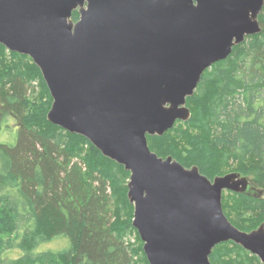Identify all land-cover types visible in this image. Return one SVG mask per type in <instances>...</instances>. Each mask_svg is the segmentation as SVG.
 I'll list each match as a JSON object with an SVG mask.
<instances>
[{
  "label": "water",
  "instance_id": "95a60500",
  "mask_svg": "<svg viewBox=\"0 0 264 264\" xmlns=\"http://www.w3.org/2000/svg\"><path fill=\"white\" fill-rule=\"evenodd\" d=\"M263 5L0 0V44L39 68L52 97L47 119L129 171L132 225L149 264H211L213 247L229 240L264 263V223L245 231L222 209L223 191H264L237 171L210 179L196 165L157 155L147 141L190 117L186 99L202 73L262 30Z\"/></svg>",
  "mask_w": 264,
  "mask_h": 264
},
{
  "label": "trees",
  "instance_id": "16d2710c",
  "mask_svg": "<svg viewBox=\"0 0 264 264\" xmlns=\"http://www.w3.org/2000/svg\"><path fill=\"white\" fill-rule=\"evenodd\" d=\"M71 18L79 19L77 10ZM258 20L259 33L202 73L186 99L190 117L147 141L157 155L196 165L210 179L234 169L264 191V5ZM51 102L31 58L0 44V132H8L0 141V233L10 235L0 237V264H149L132 225L129 171L51 123ZM222 209L242 230L264 223L263 195L223 191ZM54 239L64 246L42 248ZM13 248L22 254L4 259ZM209 260L264 264L231 240L217 243Z\"/></svg>",
  "mask_w": 264,
  "mask_h": 264
},
{
  "label": "rangeland",
  "instance_id": "374dc122",
  "mask_svg": "<svg viewBox=\"0 0 264 264\" xmlns=\"http://www.w3.org/2000/svg\"><path fill=\"white\" fill-rule=\"evenodd\" d=\"M34 87H35L36 91L37 90L39 91L40 88H39L38 85L35 84ZM7 123L10 124L11 127H14L16 125V121L13 120V119H8V122ZM6 139H8V132H7V130H2L0 132V141L2 142L4 140H6ZM232 171H235L236 172V170H234V169H229V170L221 173L220 175L225 174V173H228V172H232ZM263 196H264V193H263ZM228 219H229V217H228ZM6 236H10V235H8V234L6 235V234H3V233H0V237L3 238V239H5ZM62 246H64V241H61L60 239H54V240H52V241L44 244V246H42V248L47 249V250L49 249V250H53L54 251V250H57V249L62 248ZM21 254H22V252L18 248H13V249H11L9 251H5V253H3L2 255H3L4 259H9V258H17Z\"/></svg>",
  "mask_w": 264,
  "mask_h": 264
}]
</instances>
